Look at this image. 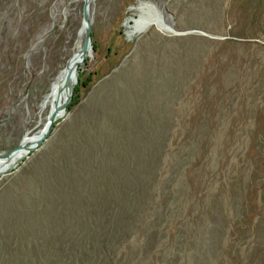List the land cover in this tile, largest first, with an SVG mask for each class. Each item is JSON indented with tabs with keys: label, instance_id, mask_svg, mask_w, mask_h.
<instances>
[{
	"label": "rangeland",
	"instance_id": "obj_1",
	"mask_svg": "<svg viewBox=\"0 0 264 264\" xmlns=\"http://www.w3.org/2000/svg\"><path fill=\"white\" fill-rule=\"evenodd\" d=\"M82 5L0 0V153L44 129ZM90 11L65 114L0 176V264H264V0Z\"/></svg>",
	"mask_w": 264,
	"mask_h": 264
},
{
	"label": "water",
	"instance_id": "obj_2",
	"mask_svg": "<svg viewBox=\"0 0 264 264\" xmlns=\"http://www.w3.org/2000/svg\"><path fill=\"white\" fill-rule=\"evenodd\" d=\"M91 2L92 0H83V5H82V18L86 20L85 21L86 28H85V35L83 42L80 45L78 51V55H80V58L75 63V62H71L70 59L71 57H69L64 65V68L62 69L65 75L61 80L60 84L63 87V89L66 90L65 100L63 102V107L61 108V110L63 111L65 110L66 107V101H68L71 98L74 90V86L78 81V74H79L78 68L82 63H84L85 59L90 56L91 50H93L92 41H91V21L88 19ZM171 33H183V32L177 31L173 28ZM52 86L53 84H51V88ZM61 110L57 108H54L53 110H49V113L47 115V120L43 126L45 128L38 134L34 142L26 145V150H25L26 156H28L33 150L40 147L41 144L44 142V140L48 137L54 122L59 118V114ZM19 148H20V144H18L16 147H14L13 149L7 152L0 153V155L9 156L11 153L18 150ZM15 167L6 169L1 173V175L13 171Z\"/></svg>",
	"mask_w": 264,
	"mask_h": 264
},
{
	"label": "bare ground",
	"instance_id": "obj_3",
	"mask_svg": "<svg viewBox=\"0 0 264 264\" xmlns=\"http://www.w3.org/2000/svg\"><path fill=\"white\" fill-rule=\"evenodd\" d=\"M139 15L141 17V23H140V27L143 24H146L147 22H149V24H155L158 26V28H160L162 31L167 32V28L164 26L162 19L156 14V15H150L148 12H145L144 10H140L139 11ZM88 19L90 21H92L91 19V11H89V15H88ZM85 19H82V28L81 31L79 32V40L77 41V47H76V53L74 56H71V62H77V60L80 58V55H78V51H79V47L83 42L84 39V35H85ZM172 32V29L170 31V33ZM93 50H91V54L90 56H92ZM65 73L62 70L59 74V76H57L54 80H53V86H52V94L46 96V98L44 99L43 103H42V108L48 104L49 106L52 105V109L57 108L60 109L63 107V100H65V95H66V90L63 89V87L61 86V80L63 79ZM63 94V98L61 101V95ZM69 101V100H68ZM68 101H66V104L68 103ZM55 105V106H54ZM65 114V110H61L60 114H59V118L62 117ZM45 128V127H44ZM34 136V135H33ZM38 135L34 136L31 138V143L34 142ZM25 150H26V146H22V144H20V148L16 151H14L13 153H11L9 156H4V155H0V162L4 161V165L0 168V176L1 173L3 171H5L8 168H12L15 167L19 162H21L26 156L25 154ZM21 159V160H19ZM19 160V161H18ZM18 161V162H17ZM17 162V163H16ZM16 163V164H15Z\"/></svg>",
	"mask_w": 264,
	"mask_h": 264
}]
</instances>
